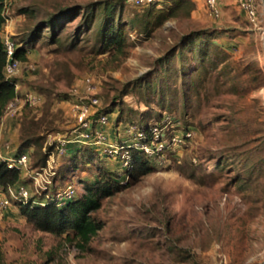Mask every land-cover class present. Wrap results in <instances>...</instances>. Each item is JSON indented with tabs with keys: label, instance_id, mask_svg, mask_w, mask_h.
<instances>
[{
	"label": "rangeland",
	"instance_id": "rangeland-1",
	"mask_svg": "<svg viewBox=\"0 0 264 264\" xmlns=\"http://www.w3.org/2000/svg\"><path fill=\"white\" fill-rule=\"evenodd\" d=\"M6 1L4 32L19 42L62 7H76L57 39L45 28L28 45L16 90L19 99L35 95L40 104L22 101L15 118L0 122L3 135L11 131L18 140L15 153L28 155L23 184L30 197L70 183L83 193L102 168L125 167L104 155L105 162L74 168L68 155L81 143L69 144L65 155L58 150L79 130L72 106L89 102L87 78L100 110L114 112L105 127L109 143L129 138L117 131L130 122L164 113L174 122L163 130L172 154L157 156L149 173L119 180L92 213L101 229L84 248L72 235L35 230L15 202L0 210V264H264V0H256V21L239 0H217L218 18L206 0H194V10L176 11L163 23L160 10L124 0ZM101 5L114 8L127 33L122 52L97 38L101 17L92 27L82 17ZM195 34L202 37L178 52ZM13 144L2 138L0 147Z\"/></svg>",
	"mask_w": 264,
	"mask_h": 264
},
{
	"label": "trees",
	"instance_id": "trees-1",
	"mask_svg": "<svg viewBox=\"0 0 264 264\" xmlns=\"http://www.w3.org/2000/svg\"><path fill=\"white\" fill-rule=\"evenodd\" d=\"M123 4L148 11L160 10L157 15L160 23H163L176 11L184 10L190 12L195 8L194 0H171V5L168 0H156L148 6L140 7L136 6L133 0H124ZM102 7L103 11L99 10L100 6H97L94 11L87 9L82 13V17L89 27L96 24L98 17H101L98 31H95L97 38L105 49L122 52L126 44L127 33L121 28L120 21L115 20L113 15L114 8L110 9L108 5ZM6 9V0H0V122L5 115L9 102L18 96L16 79L8 80L4 75L7 58L1 33L6 24ZM75 10L76 7H62V10L57 14L50 15L47 21L38 24L36 29L30 31L21 42L14 38L19 45L16 57L23 63L27 62L28 45L37 41L41 31L45 28L50 29L52 38L57 39L59 36L58 26L63 25L66 18H71L75 14ZM130 22L134 25L137 20L131 19ZM199 37H202V35L195 34L194 37L185 38L182 45L179 46L178 52L183 45L192 43ZM110 113L114 112L98 108V114H106L109 121L111 119ZM173 122L170 115L164 113L159 120L153 122H130V124H136L146 134L143 142L152 145L155 140L152 129L157 128L162 131L168 124ZM122 123L123 121L119 117L117 125L120 126ZM183 132L184 139H189L187 133L191 132L190 129L185 128ZM117 143L121 148L120 158L125 156L126 159L124 161L127 162V165L121 171L115 172L102 168L101 174L97 175L93 182H85L83 193L77 192L72 199L61 201L58 198L57 190L52 194L46 190L43 191L44 193L41 197L13 200V203L15 202L14 205H17L20 214L26 219L27 223L35 230L51 234L57 238L72 235L73 238L78 240L81 248L87 246L101 229V224L92 218V213L101 207L102 199L109 197L113 191L117 190L119 180L123 177L131 179L136 178L139 174L149 173L152 169L151 163L157 156L172 154L168 147L165 146L160 154L150 156L130 138H120ZM21 154H23V151L17 152L13 157L17 158ZM70 155L72 156L74 168L91 166L94 162L101 163L106 161L103 158L105 154L92 144L77 145L75 151L68 156ZM21 184H23V171L17 167H9L7 162L0 160V192L10 196V191ZM1 259L2 252L0 248Z\"/></svg>",
	"mask_w": 264,
	"mask_h": 264
},
{
	"label": "built area",
	"instance_id": "built-area-1",
	"mask_svg": "<svg viewBox=\"0 0 264 264\" xmlns=\"http://www.w3.org/2000/svg\"><path fill=\"white\" fill-rule=\"evenodd\" d=\"M135 5L140 6H148L156 0H133ZM208 9L211 15L215 17H220V10L218 7L217 0H206ZM241 9L246 13V15L252 19V21H256L258 18L256 0H239ZM8 2L6 1V6ZM7 26V19L5 27L1 33L6 53V65L4 68V75L6 79L13 80L16 79L19 75L21 67L23 66V62H21L16 57L17 48L19 45L15 42V40L11 37V35L6 31L4 32ZM18 85H16L17 87ZM86 86L89 92V102L75 103L72 106V111L74 112V117L78 121L79 130L76 132V135L73 138H69L68 140H64L60 142L58 146V150L61 155L67 154L68 146L72 143H81V144H92L94 146H100L102 148L103 153L111 158V159H120L124 161L125 156H121L120 151L121 148L118 146V143L115 142L109 143L108 135L105 131V127L109 124V118L106 114H98V108L101 103L98 98L95 97V83L92 78L86 79ZM94 92V93H93ZM42 99L35 95H27L26 99L23 101L19 99L18 96L9 102L6 108V117L15 118L20 110H21V102L23 105L36 106L40 104ZM92 116L95 117L92 119ZM117 134L130 136L129 138L137 143V145L144 150L150 156H156L160 154L167 144L165 140L163 141V130H159L157 128L152 129V134L155 138L152 145L143 142L146 138V134L136 125L130 124L125 126V130L123 133L120 132L118 128ZM187 136H191V132L187 133ZM0 160L3 162H7L9 167H17L24 171L27 168V164L29 161L28 155L23 153L19 155L17 158H7L0 156ZM125 166L127 162L124 161ZM46 171L45 169H43ZM56 174V173H55ZM77 194V189L73 186L72 183L67 185V188L62 192H58V198L61 201H65L68 199H72ZM30 197L29 191L24 184L19 185L16 189L10 191V196H6L0 192V210L8 209L12 206L13 200L17 199H28Z\"/></svg>",
	"mask_w": 264,
	"mask_h": 264
},
{
	"label": "crops",
	"instance_id": "crops-1",
	"mask_svg": "<svg viewBox=\"0 0 264 264\" xmlns=\"http://www.w3.org/2000/svg\"><path fill=\"white\" fill-rule=\"evenodd\" d=\"M3 132L4 131L2 129V131H0V142H1L2 138H7V137L11 138L12 141L14 142L11 149H6L5 147H3V148L0 147V152L3 153L5 157L9 158V157L16 154L15 152H16V145L18 144V140L16 139V137L13 135V133L11 131L6 133V135H3Z\"/></svg>",
	"mask_w": 264,
	"mask_h": 264
}]
</instances>
